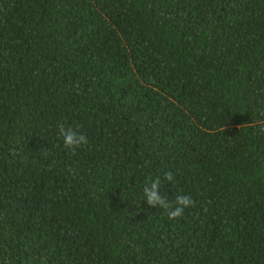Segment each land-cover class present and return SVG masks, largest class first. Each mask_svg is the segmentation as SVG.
I'll return each mask as SVG.
<instances>
[{"label":"trees","instance_id":"1","mask_svg":"<svg viewBox=\"0 0 264 264\" xmlns=\"http://www.w3.org/2000/svg\"><path fill=\"white\" fill-rule=\"evenodd\" d=\"M0 264H264V0H0Z\"/></svg>","mask_w":264,"mask_h":264},{"label":"clouds","instance_id":"2","mask_svg":"<svg viewBox=\"0 0 264 264\" xmlns=\"http://www.w3.org/2000/svg\"><path fill=\"white\" fill-rule=\"evenodd\" d=\"M56 135L58 139L62 140L63 145L67 149L73 151L88 142L85 135L61 122H57ZM175 179L176 177L172 171H164L162 175H149L143 183L141 197V201L151 208L164 210L170 220L181 217L185 209L193 205L190 195L178 193L175 197V202L170 203L167 197L161 193L162 184H172Z\"/></svg>","mask_w":264,"mask_h":264}]
</instances>
